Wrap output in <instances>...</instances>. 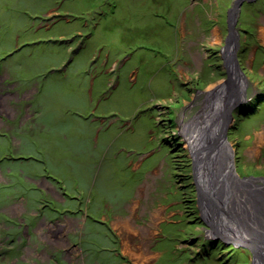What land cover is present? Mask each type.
<instances>
[{"label": "rangeland", "instance_id": "rangeland-1", "mask_svg": "<svg viewBox=\"0 0 264 264\" xmlns=\"http://www.w3.org/2000/svg\"><path fill=\"white\" fill-rule=\"evenodd\" d=\"M231 4L0 0V264H250L245 246L203 250L222 238L197 207L182 132L227 83ZM252 4L264 0L243 5L238 27H258ZM263 26L237 51L244 84L226 130L236 173L255 185Z\"/></svg>", "mask_w": 264, "mask_h": 264}, {"label": "water", "instance_id": "water-1", "mask_svg": "<svg viewBox=\"0 0 264 264\" xmlns=\"http://www.w3.org/2000/svg\"><path fill=\"white\" fill-rule=\"evenodd\" d=\"M243 3L244 0H232L231 6H229L226 11L227 27L225 38L223 39V44L220 48V57H222V64L223 67H225L227 83L225 82V87L220 89L215 88L214 91H210L207 94L209 96H206L205 98V102H207L209 101L210 96H212L210 100L215 103L216 96L219 95V92H221V90L224 92L223 98L225 101V106L223 108V122H221V142L227 140L226 130L231 117L230 108H232V101L237 98L240 88L243 87V85H241V79L244 78V71L240 66L237 56V51L240 47V34L238 24H236ZM235 90L236 93L234 95L233 91ZM232 98H234V100H232ZM215 118L220 119L221 114L218 113ZM195 171L196 166L194 168L193 165L192 175H194ZM232 171H235V168H233ZM237 176L240 180H242V182H244V184L249 185H254L255 183V180L252 177H259L255 175H251L250 177H241L238 173ZM262 177L264 178V176ZM194 178H196L195 175ZM194 184L197 190V207H199L203 218H205V222L209 228L208 233H213L215 236L222 238L225 244L245 246L249 248L252 255L250 264H264V245H262L264 240V218H262L260 215L251 216L250 213L246 211V207L244 205L239 209L234 207L227 208V206H224L227 204L224 203L221 198H219L222 197L221 192L214 195L219 197H214L212 195L211 191L216 190V186H212V190L208 191V189L197 186L196 179L194 180ZM232 189V186L228 188V195L232 194ZM245 201V204H247L250 199L248 198ZM231 203H233L232 200ZM231 203L229 205H231ZM253 220L254 222L252 223Z\"/></svg>", "mask_w": 264, "mask_h": 264}, {"label": "bare ground", "instance_id": "bare-ground-1", "mask_svg": "<svg viewBox=\"0 0 264 264\" xmlns=\"http://www.w3.org/2000/svg\"><path fill=\"white\" fill-rule=\"evenodd\" d=\"M241 83L244 84L243 79H241ZM211 97L209 101L205 102L202 113L197 115L200 119L195 117V119L185 122L182 127L186 142L193 154L194 168L196 166L194 175L197 184L204 189H208V191L212 190V186H216V190H212L211 193L214 196L216 193L221 192L222 197H214L223 199L222 201L227 204L225 205L227 208L239 209L244 205L251 216L260 215L264 218V183L262 185L244 184L238 178L237 173L232 171L235 167L232 161V152H230V142L227 140L220 141L221 122H223V108L225 106L224 94L216 97L215 103L210 100ZM218 113L221 114L220 119L215 118ZM230 186L233 187V192L228 195ZM253 188L258 192L250 194L249 192ZM248 198L250 201L245 204V200ZM231 200L233 203H231ZM136 203L138 204V201H134L131 207L134 208ZM230 203L231 205H229ZM156 214H160V211H157L155 216ZM262 245H264V240Z\"/></svg>", "mask_w": 264, "mask_h": 264}, {"label": "flooded vegetation", "instance_id": "flooded-vegetation-1", "mask_svg": "<svg viewBox=\"0 0 264 264\" xmlns=\"http://www.w3.org/2000/svg\"><path fill=\"white\" fill-rule=\"evenodd\" d=\"M254 2L257 3L258 0H254V1L244 0L243 5L245 3H254ZM252 5H254V4H252ZM242 9H243V6L241 7V10ZM245 9H248L249 13L252 14V18H247V21L250 19L251 21H249V23H251V24L258 23L259 25H258L257 28H255V30L250 29V27H245V26L242 27V25H240L238 27V29L240 30L239 31V34H240L239 42H240V44L241 43L243 44V42H245V41H251L252 37H255V39H257V40H261V35H262V33L260 32L261 23H262V26L264 25V6H262V5L261 6H255L254 5V7L253 6L252 7L247 6V7H245ZM241 10H240V12H241ZM241 14L242 13H240L239 16H238V21L237 22H239V23H242V22L239 21V17H240ZM263 29H264V26H263ZM250 34L253 35V36H249ZM67 210L70 211L69 208H67ZM92 219H93V217H92ZM94 219L98 220L97 217H95ZM78 232L81 233L80 230ZM54 262H55V264H57L58 260L54 259Z\"/></svg>", "mask_w": 264, "mask_h": 264}, {"label": "trees", "instance_id": "trees-1", "mask_svg": "<svg viewBox=\"0 0 264 264\" xmlns=\"http://www.w3.org/2000/svg\"><path fill=\"white\" fill-rule=\"evenodd\" d=\"M204 244H206V247L203 248V250H205L206 252H209L211 253L212 251H215V250H219V249H222V247L225 246V242L221 239V240H218V239H211V240H207L205 242H203ZM227 248L226 249H233L235 248L234 245H228L226 246ZM241 264H247L246 262H242Z\"/></svg>", "mask_w": 264, "mask_h": 264}]
</instances>
